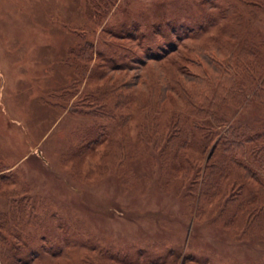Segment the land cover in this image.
Returning a JSON list of instances; mask_svg holds the SVG:
<instances>
[{"label":"rangeland","instance_id":"rangeland-1","mask_svg":"<svg viewBox=\"0 0 264 264\" xmlns=\"http://www.w3.org/2000/svg\"><path fill=\"white\" fill-rule=\"evenodd\" d=\"M0 264H264V0H0Z\"/></svg>","mask_w":264,"mask_h":264},{"label":"trees","instance_id":"trees-1","mask_svg":"<svg viewBox=\"0 0 264 264\" xmlns=\"http://www.w3.org/2000/svg\"><path fill=\"white\" fill-rule=\"evenodd\" d=\"M211 49L212 51L210 52L211 57L213 60L214 56H218V53L220 52V49H222V46L219 45L218 43H214L213 45H211ZM214 50V51H213ZM221 53V52H220ZM209 55V53H200L197 56L200 58H205L203 56L205 55ZM222 54V59L226 58L227 56L225 55V53H221ZM218 62H220V60H217ZM212 62V61H211ZM217 69V68H216ZM219 74L218 75H222V71L218 70ZM217 72V70H216ZM180 77H181V81H182V85H180L182 87V89L179 88H175L172 87L170 84H168L164 91H165V96L162 99V102H164L167 98V94L170 93L172 95V100H169V102H173V103H178L180 105V107L178 108V111L180 113H182L185 110L188 109H197L200 112H208L207 107L210 106L209 109H211V106L214 105V103H216L218 100H223V102H227V98L226 96H229V94L234 95L236 94L238 91L234 90L235 92L233 93H229L226 92L225 87L228 86V84H226L225 82H221L216 86V90L214 92H211L210 90H208V84L207 82H205V77L202 76V78H200L198 81L196 79H198L197 77H191L190 74L188 73H179ZM212 79V78H211ZM218 80V78H216ZM223 80V79H222ZM194 85H198V91L196 89L193 90L192 87ZM178 86V87H180ZM231 98V97H230ZM229 98V99H230ZM207 109V110H206ZM204 112V113H205ZM203 115V114H201ZM178 154V153H177ZM207 181V179H206Z\"/></svg>","mask_w":264,"mask_h":264}]
</instances>
